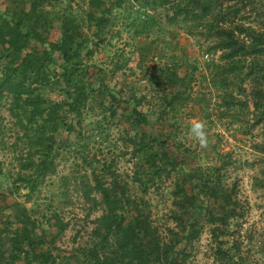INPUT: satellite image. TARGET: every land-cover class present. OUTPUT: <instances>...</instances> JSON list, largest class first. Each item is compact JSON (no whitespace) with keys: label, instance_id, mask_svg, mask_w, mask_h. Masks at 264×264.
<instances>
[{"label":"rangeland","instance_id":"obj_1","mask_svg":"<svg viewBox=\"0 0 264 264\" xmlns=\"http://www.w3.org/2000/svg\"><path fill=\"white\" fill-rule=\"evenodd\" d=\"M249 1L260 4L264 15V0ZM27 2L0 0V23L6 20L13 23V18L29 10ZM50 2L44 7L50 12L46 46L51 49L61 42L64 17L78 24L82 33L72 44L71 51L77 55L74 62L91 72L100 70L116 99L93 93L84 104L82 116L71 113L68 107L62 111L73 131L61 126L56 133L54 169L38 178V185L41 183L34 191L26 187L27 182L19 180L20 173L31 172L22 169L31 156L28 138L14 125L8 112L9 99H2L1 112L8 133L7 147L0 152L4 172L0 194H7V198L0 199V228L15 229L21 226L19 220L29 215L36 222V232L46 229L54 234L58 229L51 227L48 218L57 214L65 227L57 234L55 253L70 255L93 246L99 242L96 230L101 227V217L106 212L103 194L96 187L98 178L106 186L114 180L121 186L127 184L126 194L144 201L142 205L151 212L153 224L170 240L172 232L180 229L174 219V213L179 210L178 197L173 193L177 183L184 179V173L194 171L200 178L208 174L209 168L215 178L216 168L223 163L224 182L238 194L244 216L230 219L227 232L217 228L214 231L213 226L203 222L198 238L186 245V264H264L262 110L256 109L249 85L244 92L236 91V95L241 92L238 98L243 105L226 110L220 92L208 81V65L219 53L208 51L212 39L206 38V27L201 29L191 21H176L171 0ZM227 3L240 6L238 0ZM250 3L247 10L252 8ZM256 14L252 12L253 16ZM54 56L50 69L59 78L45 89V94L61 101L68 98L66 90L70 88L63 83L66 64L58 52ZM176 73L184 79L181 87L172 86L170 78ZM179 92L184 93L178 95ZM166 97L171 105L164 109ZM135 104L147 114L150 124L132 125L128 116ZM196 118L207 124L210 143L206 149L199 148L188 135L189 123ZM144 132L165 141L170 156L180 163L165 176V182L148 187L147 192L137 182L138 177L146 175L145 164L134 143ZM158 148L156 144L154 149ZM14 182L22 187L19 193L10 195L7 190ZM186 188L192 192L194 185L189 182ZM9 220L13 225L5 223ZM220 228L225 230L224 226ZM221 248L225 255L220 260L217 256Z\"/></svg>","mask_w":264,"mask_h":264},{"label":"trees","instance_id":"obj_2","mask_svg":"<svg viewBox=\"0 0 264 264\" xmlns=\"http://www.w3.org/2000/svg\"><path fill=\"white\" fill-rule=\"evenodd\" d=\"M48 1L28 0L29 10L22 11L17 19L0 23V152L7 147V124L1 110L3 98L9 99L8 112L23 134L28 138L29 156L20 173L19 180L27 182L31 191L36 190L38 178L45 177L54 169L55 150L58 148L56 133L61 126L72 132L73 126L68 123L62 111L77 113L82 116L93 93L116 99L114 92L108 87L100 70L91 72L78 62H74L76 53L71 51L72 44L82 33L78 24L64 17L62 24V39L53 48L45 44L47 22L50 12L44 7ZM165 1V0H164ZM230 0H171L176 11V21L192 22L194 26L207 29L206 38L212 39L208 51L219 53L209 63V82L211 87L220 92L226 103V110H232L243 103L236 91L245 86H252V98L256 109L262 110L260 119L264 120V15L260 4L254 1L238 0L236 5H229ZM251 2V3H250ZM51 3V2H50ZM252 5L247 10V4ZM255 7V8H254ZM256 12L255 16L252 12ZM58 52L66 66L63 83L70 88L68 98L61 101L53 100L45 94V89L57 83L59 74L52 71L54 55ZM88 78V81L86 80ZM172 86L181 87L183 78L176 73L170 78ZM184 92H179L182 95ZM171 105L166 97L164 109ZM67 111V112H68ZM166 110H163L165 112ZM115 115V112H114ZM134 127L150 124L147 114L132 107L128 116ZM82 126V122H79ZM159 136L147 132L141 133L136 144L137 150L145 164V178L138 177L142 190L148 191L152 185L165 182V176L170 175L180 164L170 156L165 148V141ZM159 148L155 150V145ZM264 151V149H262ZM217 177L208 174L197 178L194 171L184 173V179L177 183L174 195H177V210L174 219L179 232H172L170 240H166L153 224L151 212L143 207V200H136L127 195V184L121 186L113 181L106 186L97 178L96 187L103 194V204L106 212L101 217V227L96 231L99 242L80 252L70 255L55 253L57 234L65 224L58 215L51 216L48 221L51 227L56 226L57 233H49L42 229L36 232V222L29 215L20 219L19 227L0 228V264H186L188 253L186 245L198 238L203 222L228 231L226 227L230 219L244 216V210L239 206L238 194L234 188L224 182L226 166L216 168ZM3 167L0 163V188L3 183ZM264 173V172H263ZM198 179V180H197ZM194 185L193 191H188L187 183ZM264 186V185H263ZM22 184L13 183L7 190L10 195L19 193ZM7 194H0V199ZM52 219V220H51ZM6 224L13 225L12 221ZM225 227L221 229L220 227ZM225 233V232H224ZM4 234H7L4 236ZM5 237V238H4ZM182 243V246L178 245ZM221 260L225 255L223 248L218 252Z\"/></svg>","mask_w":264,"mask_h":264},{"label":"clouds","instance_id":"obj_3","mask_svg":"<svg viewBox=\"0 0 264 264\" xmlns=\"http://www.w3.org/2000/svg\"><path fill=\"white\" fill-rule=\"evenodd\" d=\"M188 135L193 139L201 149H206L209 146V132L207 124L202 119H193L189 123Z\"/></svg>","mask_w":264,"mask_h":264}]
</instances>
